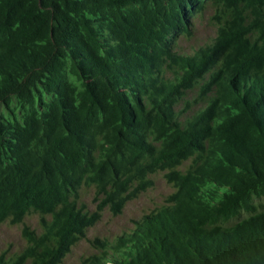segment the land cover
Listing matches in <instances>:
<instances>
[{
	"label": "trees",
	"instance_id": "16d2710c",
	"mask_svg": "<svg viewBox=\"0 0 264 264\" xmlns=\"http://www.w3.org/2000/svg\"><path fill=\"white\" fill-rule=\"evenodd\" d=\"M160 170L165 204L79 264H264V0H0V224L42 227L0 264H62Z\"/></svg>",
	"mask_w": 264,
	"mask_h": 264
},
{
	"label": "rangeland",
	"instance_id": "374dc122",
	"mask_svg": "<svg viewBox=\"0 0 264 264\" xmlns=\"http://www.w3.org/2000/svg\"><path fill=\"white\" fill-rule=\"evenodd\" d=\"M211 11H207L195 21L192 34L181 35L177 40L178 49L181 52L191 53L200 45L211 42L216 35V26L210 20ZM188 98L193 102L195 92L188 93ZM194 103V102H193ZM200 104H193V110ZM185 105L181 103L179 108ZM191 160L185 161L180 168L186 169ZM166 171H157L152 174L153 184L141 192L137 197L129 200L120 214H114L109 207L102 211L100 220L86 230V234L71 248V251L64 257L62 264H79L84 257L99 252L101 249L95 245V239L114 240L124 232L133 229L135 221L141 219L145 214L161 207L166 198L174 191V186L165 178ZM80 204L89 211L97 207V194L94 186H83L80 190ZM41 232L40 215L30 213L22 223H12L9 220L0 224V254L15 256L27 245L23 235L24 226ZM26 264H30L27 262Z\"/></svg>",
	"mask_w": 264,
	"mask_h": 264
}]
</instances>
